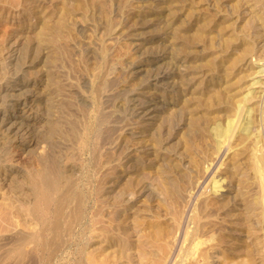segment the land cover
I'll list each match as a JSON object with an SVG mask.
<instances>
[{
	"label": "rangeland",
	"instance_id": "374dc122",
	"mask_svg": "<svg viewBox=\"0 0 264 264\" xmlns=\"http://www.w3.org/2000/svg\"><path fill=\"white\" fill-rule=\"evenodd\" d=\"M169 1L0 0V95L5 92V85L13 83L11 95L7 97L8 100L0 103L5 106L0 105V117L8 119L2 120L3 123L0 122V126L4 127L7 121L8 123L16 122L23 113L40 112L45 114L47 112L42 101L36 102V93L42 90V81L28 79L30 80L28 86H22L19 83L24 78L25 71L41 74L47 71L48 90L50 88L53 91L55 84L62 83L64 86L61 85V93L63 94L57 95V98L69 97L70 95L71 98L74 97L76 102L82 104L89 121L93 120L95 112L99 108L110 112L111 115L107 123L110 130L107 137L104 139L103 137H101L102 139L97 138L98 140L93 139L98 154V158L96 157L98 161L94 160L96 164L91 162V145L84 147V149L80 148L82 151L79 148L76 151L74 147L71 149L70 144L65 142L60 143L62 145L59 144V148H56L58 146L55 147L56 149L54 148L56 154L62 155L63 150H66V153L69 152L70 157L72 154L73 157H69V160L72 159L75 168L79 162L82 168L74 169V176L77 177L76 185L83 189L86 196H91L90 200L93 198V200H97L100 194L98 192L99 187L106 179H113L116 175L115 171L121 169L126 162L125 156L129 154L130 142H132L126 133L129 130L128 126L136 127L142 124L135 122V117H131L128 109L120 108L117 110L115 107L119 97L127 94L124 89L132 88L135 92L142 90L140 93L145 97L139 96L142 102L138 108L146 106V109H152V104L158 101L159 103L155 105L162 114L165 113L164 107L169 108L177 102V107H184L186 110L178 116L164 119L165 129L152 143V147L163 151L162 153H165L167 159L170 158L174 165L173 171L168 176L178 179V193H171L170 185L165 180L167 176L160 173L162 161H158L159 167L156 163L152 168L154 159H151L150 161L153 163L149 164L148 161L152 155H148L149 159H143L145 163L140 171L145 174H143V182L145 180L147 184L150 182V186L155 192L149 199L146 200L138 190L137 193L133 192L132 190L137 189V186H134L133 189L124 190L121 195V202L115 208H111L109 205H92L90 203L92 207L88 214L96 215L95 221L100 224V227L106 225L105 219L114 221L115 218L117 220L118 215H121L119 220L124 224L127 241L122 242L121 245L118 244V246L127 249V255L132 258L128 261L124 260L122 264H253V262L254 264H262L256 261L260 258L259 246L261 243L258 242H261L260 239L264 241L262 238L264 237L262 235L263 230L261 228L259 230L258 223H254L255 217L258 218L259 216L252 214L254 216L252 217L253 220L250 221L252 224L246 226L241 224L243 219L237 220V216L231 215L232 211L230 212L228 209L222 219L221 232L216 222L219 214L212 209L209 199L211 198V177L218 178L223 172L221 176L223 175L222 178H225L224 185L230 183L232 179L239 193L244 188H249L251 191L248 193L252 196L255 195L254 197L260 196V192L262 193V186L253 174L254 154L250 155L252 152L248 151L249 147L245 152L247 154L239 156L238 162L240 163L233 166V170L223 169L228 159L225 157L231 155L232 148L230 150L223 149L216 156V147L223 138L222 130L226 118L233 115L236 108L235 101L260 89L262 90L259 91V96L256 99L258 100L257 109L255 108V111L250 113L248 118L250 128L255 133H264V71L256 73V70L264 69V0ZM169 10H172L170 15ZM15 19L31 23L34 26L31 34L44 33L43 44H38L31 37L24 55L18 60L15 57L17 51L4 44L9 23ZM150 43H157L158 46L154 48L156 50L150 49ZM54 45L66 51L63 52L62 57H56ZM174 53L176 56H180L179 60L176 61L169 57L175 56ZM159 54H163L161 55L160 70L155 75L149 76L146 71L150 67L153 68L152 60H154L155 55ZM184 58H188V61L185 62ZM164 60L170 61L167 64ZM185 64L188 65L185 66ZM99 68H101L102 73H106L108 79L111 78L110 80L113 81L109 87L102 91H97L95 85ZM184 71L185 74L182 75L181 73ZM132 75L135 76L132 78ZM187 76H191L192 82L186 83ZM43 77L45 78V76ZM51 77L53 82H50ZM184 77L185 80H183ZM166 81H172L179 87L167 91V88L160 87ZM146 82L149 86L146 85ZM221 86L225 87L220 88ZM217 88H219L218 91L214 90ZM147 89L157 94L151 93L147 97L145 94ZM14 92L15 96L13 95ZM18 92L20 95L17 96ZM163 99L165 101L173 99L174 102L163 105ZM253 100L246 101L247 107L248 105L251 106L250 102ZM111 104L114 108L111 107ZM244 106L242 104L238 111ZM137 110L140 111V109ZM22 121L24 123H20L21 127L19 126L20 129H17L16 139L19 140L24 136L23 138L28 143L27 146L14 147L11 145L9 151H7L8 148L6 150L0 149V162L3 165L19 168L32 182V175L41 167L38 159L39 151L45 153L51 148L49 149V142L43 138L41 140L34 133L33 120V123L28 119ZM147 121L150 120L145 119L143 122ZM109 135L111 136L108 137ZM235 136L236 134L229 140V144L233 143ZM262 136L263 148L259 154L264 155V134ZM37 139L38 141H36ZM123 144L125 145L124 148L122 147ZM64 145L66 146L64 147ZM239 146L236 145L235 148ZM126 147L128 148L126 149ZM69 148L72 151L68 150ZM27 149L30 153H27ZM58 149L60 153H58ZM87 149L91 150V154L87 153L89 152ZM150 150L152 149L149 148L148 151ZM36 152L39 154L37 155ZM89 158L90 163L88 162ZM98 162L101 163L100 166L97 164ZM97 165L100 167L99 170ZM85 166L88 168L87 170H85ZM155 167L158 169H154ZM102 169L104 170L102 171ZM201 176L203 178L196 185ZM4 180H0V243L3 244L4 242V246L0 244V264H16L18 262L17 257H14L15 253L7 251V248L11 246L9 239L14 238L16 232L17 234L26 233L35 230L37 227L31 222L27 213H25V217L17 212L9 214L7 211L4 213V204H1V201H6L7 197H11ZM201 184L204 185L201 187ZM205 195L206 198H204ZM155 199L158 206L154 202ZM203 199H206L207 204H209H206L207 207L201 211L203 209H201V200L203 201ZM129 202H135V208L133 210H121V207ZM153 206L154 209H152ZM205 212L207 213L203 219L202 213ZM235 212L233 211V213ZM188 215L194 216L191 219ZM23 218H29L25 225L22 222ZM166 219L171 224L167 222L164 225L163 221ZM189 219L193 220L192 224ZM176 221L178 224H174ZM215 222L216 224H214ZM186 225L188 227H185ZM190 226L194 229H191L193 232L190 230ZM245 233L249 234L248 237L243 238L244 241H240L241 234ZM7 235L8 237L13 235V237L6 239ZM85 240L88 244L93 243V238L89 233H87ZM248 242L250 246L247 245ZM34 245L33 241L25 247L26 250L31 251V256L36 255V250L33 249ZM5 247L7 248L5 249ZM257 248L259 249L257 250ZM256 251L259 253L257 254ZM74 258L75 253H68L65 257L61 258L57 255L54 260L45 259L36 264H74ZM249 258L250 260L252 258L251 262ZM33 263L28 262V264Z\"/></svg>",
	"mask_w": 264,
	"mask_h": 264
},
{
	"label": "bare ground",
	"instance_id": "6f19581e",
	"mask_svg": "<svg viewBox=\"0 0 264 264\" xmlns=\"http://www.w3.org/2000/svg\"><path fill=\"white\" fill-rule=\"evenodd\" d=\"M171 1L172 0H170L169 2H171ZM171 13H172V10H169V15ZM9 24L10 25L8 28V32L6 33V38H5L6 42L4 41V44L8 48L12 47L15 49V51H17V53H16L17 56H15L16 60H18L19 58L21 59V56L24 55V53L28 47V42H29L31 37H33L37 41L38 44H41V45L43 44L42 42H43L44 33L31 34L32 29L34 27L31 23H25L20 19H18V20L15 19L14 21H11ZM157 46H158L157 43H152L150 45V49H152V51L156 50L154 48H156ZM171 48H172V46H171ZM54 52L56 53V57L58 58V56L62 57L63 52H66V51L63 48L57 47L54 45ZM163 54H159V55H155V56L153 55L154 60L151 59L153 68L150 67V69L147 70L149 72L146 71V73H148L149 76L155 75L156 72H159V70H160L159 67H160L161 60H162L161 55H163ZM167 54H166V58H167ZM65 56H66V54H65ZM169 57L173 60H176V61L180 59V56H176V54H175V56H169ZM164 58H165V56H164ZM184 59H185V62L188 61V58H184ZM169 61L168 62L165 61V63L167 62V64H168ZM19 62H20V60H19ZM103 64H104V60H103ZM186 65H188V64H185V66ZM100 66H101V64H100ZM105 67H106V64H105ZM101 68H99V70H100L99 72H101ZM97 71H98V68H97ZM144 71H145V69H144ZM262 71H264V69H258V70H256V73H260ZM99 72H98V74L96 72V74H97V76H96L97 81L96 82L97 83L95 85L97 86V91H100V90L102 91V90H105L107 87H109L110 84L113 83V81L110 80L111 78L108 79L106 77V75H105L106 73H102V72L99 73ZM24 74L25 75L23 76L24 78H22V81L21 82L18 81L22 86L30 85V80H28V79H32L33 81H37V79H38V80L42 81L41 82L42 83V90L40 92L36 93V100H37L36 102L42 101L43 105H45V107H46L47 112L45 111L46 115L44 113L42 114L40 112L39 113L38 112H31V113H26V114L23 113L20 116L21 118L19 120L15 119L16 122L13 121V122H9V123L7 121L8 120L7 118H5V117L1 118L0 117L1 118L0 122H2V120L4 121L5 119H7L6 120L7 122L4 124V127L0 126V149L6 150L8 148L7 151H9V147L11 145L14 147L15 146H17V147L18 146L19 147L20 146L21 147L27 146L28 143H27L26 139L23 138L24 137L23 135H22L23 137L20 135L22 138H20V139L18 138L19 140L16 139L17 138V136H16L17 132L20 129L19 128L20 123L23 122L22 120H25V119L34 121V126L32 124V126L35 127V128L32 127L33 131H35L34 133H36L37 137H40L41 140L43 138V140H46V142H49V145H50L49 149L50 148L51 149L50 150L48 149L49 151H45V153H43L44 151L42 153L39 151L40 155H38L39 153L36 152V154L39 157V158L38 157H36V158H38L40 160V166L41 167L34 175H32L33 176L32 182L27 179V176L24 175L22 170H20L19 168L11 167L10 165H8V166L3 165L0 162V176H1L0 180L5 179L4 182L6 185V189L9 191L10 196H11V197H7L6 201H4V200L1 201V204H4V210H5L4 213H7V211L9 214L13 213V212H17L19 214L24 215V217L26 215L25 213H27V214H29L28 216H30L31 222L34 223V225L37 227L35 230L28 231L26 233L17 234V232H16V236L13 234L15 236L14 238H12L13 235H12V237L10 236L13 240L9 239L10 237H8V235H9L8 234L6 239L11 240V242H9V243H11V246H10V248H7L8 247L7 246V247H5V249L7 248V251L15 253L14 257H17V262H18V263L15 262L16 264H28V262H31V263L34 262L33 264H36V263L42 262L45 259L46 260H54L57 255L61 256V258L65 257L68 255V253L69 254L75 253L74 264H122V262L124 260H127V261L131 260L132 258L130 256H128L126 253L127 249H124L123 247L118 246V244L121 245L122 242L127 241V235H126V231L124 229V224L122 221L119 220L121 215L120 216L118 215L117 220H116V218L114 219L115 222L112 219H111V221L105 219V221H107L106 222L107 227H106V225L104 227H100V224L96 223V221H95L96 215L88 214L89 211L91 212V210H89V209L92 207V205H95V204H97V205L98 204L109 205L111 208H115L121 202L120 199H121V195L124 192V190L125 189L127 190V188L133 189L132 187H134V186L135 187L137 186V189L132 190L133 192L137 193L139 191V192H141L142 196L145 197L146 200L149 199V197L153 194L154 189L151 188L152 186H150V182L147 181L149 184L145 183L146 180H145V182H143V178H144L145 174L140 171L143 168V164L145 163L144 160L149 157L148 155H152V158H150V159L148 158L149 164L154 162V164L152 165V168L154 167V165H156V163H158L159 160L162 161V164H161L162 167H160V173H164L167 176V179H165V180L170 185L171 193H173V194L178 193V179L177 178H170L168 176V174L171 173V171H173L174 165L172 164L170 158L167 159L165 153H162L163 151H160L159 148H155V147L153 148L152 143L155 142V140L159 136L160 132L165 129V124H164L165 120L164 119L165 118L168 119V118L178 116L182 111H185L186 108L179 107V106L177 107V105H176L177 102L173 103L174 102V101H172L173 99L172 100L167 99L166 101L163 99V105H165L167 103L168 104L173 103V105L172 106L170 105L171 107H169V108L164 107L165 108L164 114H162V112L160 110L159 111L157 110L158 107L155 104H158L159 103L158 101H156L155 103L152 104V109H146V106L145 107L143 106L142 108H138V105L142 102L141 97L142 98L145 97L143 94L141 95L142 90L140 91L141 92L140 93L137 91L135 92L134 89H132V88L131 89L130 88L124 89V92L127 91V94L125 95L126 97L125 96L119 97V99L115 103L116 105L114 104L115 107L117 108V110L120 108L128 109V111H130L131 117L132 116L135 117L134 118L135 122L137 121V122L142 123V124H139V125L137 124L138 126H136V127L135 126L134 127L128 126L129 130L126 133L129 136L130 141H132V142L129 141L131 144V145L129 144L130 145L129 154L126 153L127 156L124 155L126 157V162L124 163V165L122 166L121 169H119L118 171H115L116 175L113 174L114 175L113 179L110 180L108 178L104 182L102 181L103 184L98 189V192H100V194L98 195V199L93 200L94 199L93 198L90 200L91 196H86L83 189L77 187V185H76L77 177L74 176V169H76L77 167H81L79 165V162L77 163L79 166L76 164L77 167L75 168V166L73 165L74 163H73L72 159L69 160L71 157H73L72 154H70L71 155V157H70L69 152L68 153L65 152L66 150L65 151L63 150L64 153L61 151L62 155L56 154L55 149L59 148L60 143H64V142L66 144L72 145V146L69 145V147L70 148L74 147L75 148L74 150H76L77 148H79V150H80V148L84 149V147L91 145V150H92V151L90 150L92 153L91 162L92 161L94 162L96 157L98 158V156H97L98 154H97V149H96L97 147L95 146L93 139L98 140L101 137H103V139H104V137H107L108 132L110 130L108 125H107V123L109 122V117L111 115L110 112L103 111L99 108L96 110L95 115L93 117V120L89 121V120H87L86 112H85L82 104H79L78 102H76L73 95H72L73 98L70 97L71 95L69 97L63 96L60 99L57 98V95L63 94V93H61L62 86H64V85H62V83L60 84V82H59L58 84H55L56 88L53 86V88L55 90L52 91L50 88L48 90L49 82H48L47 71H46V73H43V74H41L39 72L37 73V72L25 71ZM141 74L143 75L142 72H141ZM141 74H139V75H141ZM181 74L182 75L185 74V71ZM135 75H132V78ZM43 76H45V78ZM138 79H139V77H138ZM144 79H145V77H144ZM144 79H143V81H144ZM183 80H185V77ZM186 80H187L186 83L192 82L191 76H187ZM50 82H53L52 77L50 78ZM163 84L164 85H161L160 87L167 88V91H172L174 88L179 87V85L178 86L175 85L176 83L174 84L172 81H166V82H163ZM146 85H148L147 82H146ZM12 86H13V83L5 85V89H4L5 92H2V95H0V103L8 100L7 97H8V95H11L10 91L13 88ZM33 86H34V84H33ZM224 87L225 86H221L220 88H224ZM44 88H46V89H44ZM157 88H158V86H157ZM260 88H262V86H260ZM28 89H30V88H28ZM218 89L219 88L214 89V90L218 91ZM25 90H27V89H25ZM30 90H32V89H30ZM36 90H34V91H36ZM138 90H140V89H138ZM147 90L149 91V89H147ZM156 90H158V89H156ZM260 90H262V89H260ZM260 90H255L250 95L245 96L242 99L239 98L238 100L235 101L236 108L233 112V115L229 116L225 120L224 129L222 130V133H223L222 137L223 138L220 141V143H218V145L216 147V151H217L216 156L219 155L221 150H223V149L230 150L232 148V150L230 152L231 155L225 157V158L228 157V159H227V162L225 163L226 166L223 165V166H225V167H223V169L233 170L234 168H232V167L237 166L240 163V162H238L240 159L239 156L240 155L244 156L245 154H247L245 152H247V147H249L248 151L250 150V152H252V153H250V155L254 154L253 161H252L253 174L257 178L256 180H258V182L262 186V193L260 192V196L254 197L255 196L254 194H253L254 196H252V194L248 193L251 190H249V188L245 189L244 187H243L244 189L241 190V193H239V190H237V186H235V184H233L232 179L230 180V183H227V184L225 183L226 185H224L223 181L225 178H222L223 175L221 176V174H223L224 172L223 173L220 172L221 174L219 175L218 178H214L212 176L211 181H210V183H211V185H210L211 186V193H210L211 198L210 199L208 198V199L211 200L212 209L215 211V213L219 214L218 220L216 222L218 224V227L220 228V229L219 228L218 229L221 232H222V227H221L222 219H223L226 211L229 209L230 212L232 211L231 215L237 216L236 217L237 220L243 219L241 224H245L246 226L247 225L250 226L252 224L250 222L251 220H253L252 217H254V216H252V214L253 215L255 214V216H259L258 218L255 217L256 220H254V223H258L257 225L260 226V227L258 226L259 227L258 229L260 230V228H261L263 230L262 235H264V155L259 154V152H261L262 148H263V136L262 135L264 133L263 132H262L263 134L255 133L254 130L252 128H250L249 118H248V115L255 111V108L257 105L256 103L258 102V100H256V99L259 96ZM18 91H20V90H18ZM122 91H123V89H122ZM132 91H134V92H132ZM145 91H143V92H145ZM148 91L145 92V94H147L146 95L147 97L149 94L153 93V91H149V92ZM156 94H154V95H156ZM13 95L14 96L16 95L15 92ZM18 95H20L19 92H18L17 96ZM127 96H129V97L127 98ZM139 96H141V97H139ZM11 97H13V96H11ZM160 97H161V92H160ZM262 97H263V94H262ZM249 99H254V100L252 102H250L251 106L248 105V107H247V105L245 103ZM148 101H146V102H148ZM161 101H162V99H161ZM242 104H244L245 106L241 107V110L238 111L239 107ZM0 105H3V104H0ZM111 107H113L112 104H111ZM148 107H150V106H148ZM113 108H111V109L113 110ZM2 109L4 110V108H2ZM137 109H140V111H138ZM114 110H116V109H114ZM6 111H8V110H6ZM16 117H17V115H16ZM145 119L150 120V121L149 122L148 121L143 122ZM33 121L31 123H33ZM31 130H30V132H31ZM235 134H236V136L234 138L233 143L229 144L228 143L229 140L232 139ZM32 136H34V135H32ZM110 136L111 135H109L108 137H110ZM123 138H125V137H123ZM36 141H38V139ZM122 141H124V140H122ZM126 142H128V141L126 140ZM60 145H62V144H60ZM149 145H150V147H148ZM236 145H240V146L235 148ZM56 146H58V147H56ZM65 146L66 145H64V147ZM124 146L125 145L123 144L122 147L124 148ZM33 147H34V145H33ZM70 148L68 150H70ZM119 148H120V146H119ZM127 148L128 147H126V149ZM149 148L152 150L148 151ZM115 150H117V149H115ZM58 151H59V149H58ZM70 151H72V150H70ZM80 151H82V150H80ZM90 151L87 153H90ZM32 152H34V151H32ZM27 153H30V152H28V149H27ZM58 153H60V151ZM65 153H66V155H64ZM86 155L89 156L88 154H86ZM124 156H122V157H124ZM216 156H215V158H216ZM222 156H223V154H222ZM151 159H154L153 162L150 161ZM164 160H165V162H164ZM74 161H76V160H74ZM222 161H224V160H222ZM86 162H84V163H86ZM88 162L90 163V158H89ZM104 162H107V161H104ZM117 162H116V164H117ZM4 164H6V163H4ZM97 164L100 166L101 163L98 162ZM104 165H101V166L103 167ZM99 166H98V170L100 168ZM115 166H117V165H115ZM158 167H159V163H158ZM158 167H155L154 169H158ZM90 168H92V167H90ZM87 169L88 168L86 167L85 170H87ZM103 170L104 169H102V171ZM97 171H96V173H97ZM238 173H239V171H238ZM238 173H236V174H238ZM25 174H26V172H25ZM94 174H95V171H94ZM106 174H108V173H106ZM25 176H26V178H25ZM91 176H92V174H91ZM202 178H203V176H201V178L196 182V185L201 181ZM1 182H3V181H1ZM203 185L201 184V187ZM246 186H248V185H246ZM260 190H261V188H260ZM204 191H206V190H204ZM204 191H201V192H204ZM235 196H236V198H235ZM202 198H203V196H202ZM204 198H206V195ZM139 201H141V200H139ZM154 202L156 203V199L154 200ZM90 203H92V205ZM138 204H140V203L138 202ZM206 204H207L206 199H203V201L201 200V205H202L201 209L203 208L202 210L200 209L201 211H203L209 203L207 205ZM134 205H135V202L134 203L129 202V203L123 205V207H121L122 208L121 210H123V211L128 210V209L133 210L135 208ZM136 205H137V203H136ZM157 206H158V204H157ZM154 208L155 207L153 206L152 209H154ZM207 209H209V208H207ZM212 209H211V212H212ZM189 211L191 212V210H189ZM233 211H236V212L233 213ZM106 212L108 213V211H106ZM206 213L207 212H205L204 214L202 213L203 219H204V216ZM189 214H191V213H189ZM208 214H207V216H209ZM132 216L134 217V215H132ZM188 216H190V215H188ZM109 217H111V216H109ZM192 217H191V219H192ZM23 219L24 220L22 222L25 225L29 218H27V219L23 218ZM191 219H189V220H191ZM164 221H163L164 225L167 224V222L170 223L167 219L165 222ZM191 221H192L191 222V224H192L193 220H191ZM195 221H196V219H195ZM216 222L214 224H216ZM174 224H178L177 221ZM196 225H197V223H196ZM188 226H189V223H188ZM188 226L186 225L185 227H188ZM252 228H254V227H252ZM191 229H193L192 226H190V230ZM193 230H191V231L193 232ZM213 230H214V228H213ZM216 230H217V228H216ZM178 232H180V231H178ZM182 232L184 233V231H182ZM87 233L91 234V236L93 238L92 244H88L85 240ZM190 235H191V233H190ZM248 235L249 234H247V233L241 234L242 238H239V237L238 238L240 239V241H244L243 238L246 239L248 237ZM238 238H237V240H238ZM262 238H264V237H262ZM9 240H7V241H9ZM260 240H261V242L259 240H258L259 242L257 241L258 243H261V245L259 246L260 249L257 248V250L258 249L260 250V258H258V260L256 259V261L258 263L260 262V263L264 264V241H262V239H260ZM33 241L35 243L33 249L36 250L35 256H31V251L26 250V248H25L29 242H33ZM250 243H251V241H250ZM254 243H256V242H254ZM0 244L3 245L4 242H3V244H2V242ZM5 244L7 245L8 243H5ZM247 245H249V242ZM60 246H61V248H59ZM252 246H254L253 243H252ZM254 248H255V246H254ZM247 251L249 252V249H247ZM254 251H255V249H254ZM251 253H252V251H251ZM258 253H259V251L257 252V254ZM249 260H250V258H249ZM251 261H252V258H251L250 262ZM253 264H254V262H253Z\"/></svg>",
	"mask_w": 264,
	"mask_h": 264
}]
</instances>
